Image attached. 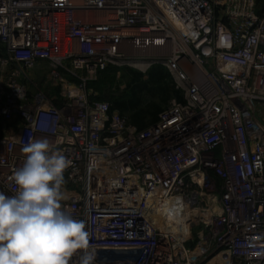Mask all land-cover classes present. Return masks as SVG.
Here are the masks:
<instances>
[{"label":"built area","instance_id":"2783aa9c","mask_svg":"<svg viewBox=\"0 0 264 264\" xmlns=\"http://www.w3.org/2000/svg\"><path fill=\"white\" fill-rule=\"evenodd\" d=\"M144 62L182 98L139 128L87 84ZM263 109L264 0H0V192L47 139L94 264H264Z\"/></svg>","mask_w":264,"mask_h":264},{"label":"clouds","instance_id":"9594fccd","mask_svg":"<svg viewBox=\"0 0 264 264\" xmlns=\"http://www.w3.org/2000/svg\"><path fill=\"white\" fill-rule=\"evenodd\" d=\"M21 150L26 159L12 176L16 193L0 192V264H71L77 253V264H94L85 221L61 203L71 161L47 139Z\"/></svg>","mask_w":264,"mask_h":264},{"label":"rangeland","instance_id":"374dc122","mask_svg":"<svg viewBox=\"0 0 264 264\" xmlns=\"http://www.w3.org/2000/svg\"><path fill=\"white\" fill-rule=\"evenodd\" d=\"M159 64L152 65L146 71H142L141 67L134 68L129 65L124 66H111L108 70L101 73L98 77V80L90 81L87 84V89L89 91L93 90L92 93L96 95V98L99 100L107 101L111 105H116L117 103L128 102L131 97L137 92L138 100L144 105H161V96L157 91H150L154 89L155 85L150 82V76L152 73L168 72L167 68L164 67L161 69ZM141 68V69H140ZM39 80L42 79L38 74H34ZM140 77L141 83L137 84L134 81V78ZM145 84V86H144ZM175 84V83H174ZM176 86V84H175ZM147 87L148 91H145L143 88ZM155 92V93H154ZM178 98V95L174 94L171 99L165 104H162V109H165L169 106L170 102ZM140 106V107H141ZM133 109H126L124 116H132ZM262 117L264 118V109L262 110Z\"/></svg>","mask_w":264,"mask_h":264},{"label":"trees","instance_id":"16d2710c","mask_svg":"<svg viewBox=\"0 0 264 264\" xmlns=\"http://www.w3.org/2000/svg\"><path fill=\"white\" fill-rule=\"evenodd\" d=\"M161 66V65H160ZM164 67H161L163 69ZM150 82L155 85L154 89H150V91H157L161 96V105L165 104L173 97L174 94L178 95V98H182V93L179 89L176 88L173 79L170 74L166 71H161L160 73L154 72L151 74ZM134 81L139 84L141 83L140 77L134 78ZM145 86V84H144ZM145 91H148L147 87L143 88ZM155 93V92H154ZM138 100L137 92L131 97L130 101L117 103L115 106L112 105V110H118L122 115L126 111V109H133L132 116H129V120L137 125L139 128H146L159 119V114L164 110L161 105H142ZM141 106V107H140Z\"/></svg>","mask_w":264,"mask_h":264},{"label":"bare ground","instance_id":"6f19581e","mask_svg":"<svg viewBox=\"0 0 264 264\" xmlns=\"http://www.w3.org/2000/svg\"><path fill=\"white\" fill-rule=\"evenodd\" d=\"M138 66L143 68V70H146L148 68L149 64L144 62L142 64H138Z\"/></svg>","mask_w":264,"mask_h":264}]
</instances>
